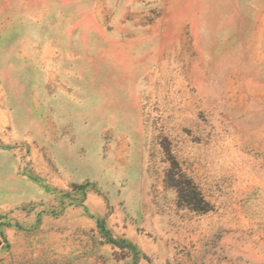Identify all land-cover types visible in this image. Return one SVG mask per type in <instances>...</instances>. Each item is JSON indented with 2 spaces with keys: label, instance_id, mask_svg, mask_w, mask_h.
Listing matches in <instances>:
<instances>
[{
  "label": "rangeland",
  "instance_id": "rangeland-1",
  "mask_svg": "<svg viewBox=\"0 0 264 264\" xmlns=\"http://www.w3.org/2000/svg\"><path fill=\"white\" fill-rule=\"evenodd\" d=\"M0 264H264V0H0Z\"/></svg>",
  "mask_w": 264,
  "mask_h": 264
},
{
  "label": "trees",
  "instance_id": "trees-1",
  "mask_svg": "<svg viewBox=\"0 0 264 264\" xmlns=\"http://www.w3.org/2000/svg\"><path fill=\"white\" fill-rule=\"evenodd\" d=\"M171 186L176 190L177 197L193 211L205 213L209 211L208 203L201 196L196 186L184 173L173 168L171 170Z\"/></svg>",
  "mask_w": 264,
  "mask_h": 264
}]
</instances>
